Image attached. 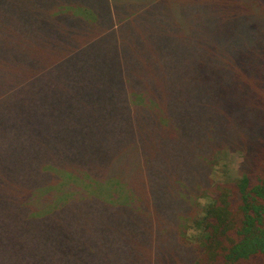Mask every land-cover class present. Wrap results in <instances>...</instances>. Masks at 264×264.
Returning a JSON list of instances; mask_svg holds the SVG:
<instances>
[{
	"label": "trees",
	"instance_id": "1",
	"mask_svg": "<svg viewBox=\"0 0 264 264\" xmlns=\"http://www.w3.org/2000/svg\"><path fill=\"white\" fill-rule=\"evenodd\" d=\"M26 1L31 13L25 12L26 6L20 10L25 21L33 23V30L41 32L44 27L48 29L58 25L71 29L67 33L69 38L66 43L50 46L57 50L72 48L64 57L53 56L50 66H45L44 60L37 61L35 74L39 73L38 69L43 71L47 67L53 70L63 67L66 73L67 62L71 58L84 59L92 45L107 41L109 51L115 55L127 105L152 114V121L157 125L158 120L164 118V125L160 121L164 127H160V136L176 139L170 140L180 144L179 155L168 168L173 178L171 195L176 203L170 208L173 217H167L165 223L163 218L166 214L158 217L148 206H139L141 197L133 194V188L128 183L142 170L149 184L152 179V168L146 165L152 155L142 144L125 146L117 154L120 160L108 165V173L106 169H103L104 172L96 171L95 178L85 170L77 169L79 172H75L54 165L45 168L56 175L44 174V177L37 178L29 201H33L40 192H54L56 199L52 206H66L89 196L99 198L103 194L97 193L96 187L105 189L111 182H116L119 185L117 193L126 196L130 204L104 207L118 219L130 214L135 217L134 221L115 223L108 232L102 227L103 230L97 231L94 236L79 232L72 238L55 242L46 264H264V0ZM205 12L216 16L212 24L205 20L201 23L199 16ZM196 18H199L198 22ZM134 22L137 24L134 30L147 35L145 43L156 45L155 60L148 54L147 73L141 75L138 71L140 80L138 78L137 83L144 84L145 88H153L155 93L152 95L157 96L151 97L149 92L132 89L121 70L124 61L131 55L125 48L120 55L121 43L127 28L132 27L130 24ZM195 26L206 28L210 34H219L220 38H213L210 43L215 45L218 41L225 46L222 75L209 79L208 89V98L210 102L216 99L219 113L211 112L209 118L205 116L203 108L205 96L197 94L204 91L192 79L194 74L200 72L193 66L203 67V63H196L194 53L187 55L193 47L187 33ZM79 37L80 41L73 42ZM6 38L0 34V51ZM104 49L100 47L98 50ZM171 62H177L178 68ZM132 75L130 78L136 79ZM164 76L163 87L153 82L158 83L160 78L164 80ZM127 84L133 90L128 96ZM14 92L16 90L0 94V112L6 106L5 100ZM178 106L188 107L191 117L202 120L199 128L192 122L189 124L193 132L188 138L183 137L185 129L181 117L173 113ZM152 109H158L160 114L153 113ZM33 111H38L37 105ZM54 113L57 112H49V122L55 121L57 116ZM36 115L25 113L29 118ZM25 116H21V119ZM7 117L8 123L19 121L15 116ZM137 118L145 123L144 115L135 116L134 121ZM21 124L11 129L17 136H30L31 139V129L25 121H21ZM136 132L139 134L137 129ZM55 137L56 132L50 133V139ZM76 146L69 145V148ZM218 151L242 153L243 162L236 180L214 185L207 180V172H211L207 157ZM58 161L62 167L70 162ZM54 179L60 180V191H50L52 188L48 186ZM202 179L212 196L202 215L194 222L198 238L195 242H189L191 240L186 236L181 215L190 203L189 197L195 199L191 190ZM187 189L189 194L183 195L181 191ZM72 191L77 195L69 194ZM26 198L20 200V206H25ZM191 219L194 221L195 217ZM20 240L14 247L11 243L9 246L4 244L0 264H43L39 256L36 260L33 258L34 244L28 242L26 237H20ZM14 248L19 255L12 253Z\"/></svg>",
	"mask_w": 264,
	"mask_h": 264
},
{
	"label": "rangeland",
	"instance_id": "2",
	"mask_svg": "<svg viewBox=\"0 0 264 264\" xmlns=\"http://www.w3.org/2000/svg\"><path fill=\"white\" fill-rule=\"evenodd\" d=\"M24 7L25 12L30 14L26 0H0V34L7 36L0 51V94L16 90L5 100L6 106L0 112V260L4 244L9 246L11 243L14 247L21 242L20 237H26L28 242L34 244L33 258L36 260L39 256L40 261L46 264L47 256L51 255L50 249L57 241L72 238L79 232L94 236L97 231L103 230L102 227L108 232L117 222L134 221L135 217L131 214L118 219L104 207L130 204L126 196L117 193L119 185L116 182H111L105 189L96 187L97 193L103 194L99 198L89 196L66 206H52L56 199L54 192H38L41 196L36 194L35 199L29 201L37 178L44 177V174L56 175L55 172L46 171L45 168L49 165L66 170L73 169L75 172H79L77 169L85 170L95 178L96 171L102 172L106 169L107 174L108 165L112 161H119L120 156L117 154L132 143L137 146L144 145L147 153L152 155L146 162L152 168V179L149 184L142 170L139 176L128 183L133 188V194L141 197L139 206H148L158 217L166 214L163 218L165 223L167 217H173L170 208L176 203L171 195L173 178L168 168L180 152V144L171 141L176 139L160 136L161 128H164L160 121L164 125L165 119L158 120L159 126L152 121V114L127 105L115 55L109 51L110 45L107 41L92 45L89 48L90 53H86L84 59L76 56L71 58L67 62L66 73L63 72V67L55 70L47 67L43 71L38 69L39 73L35 74L37 61L44 60L45 66H50L53 64V56L64 57L68 49L72 48L57 50L50 46L66 43L69 38L67 33L71 29L58 25L48 29L44 27L41 32L33 30V23H27L20 10ZM214 17L216 18L209 12L199 16L201 23L205 20L208 24H212ZM199 18H196V22ZM130 25L132 27L127 28L121 43L120 55L122 56L123 48L131 52V55L124 61V68L121 70L127 76L132 89L149 92L151 97L157 96L152 95L155 93L153 88H145L144 84L137 83L138 78L140 80L137 77L138 71L141 75L146 72L148 54L155 60L156 45L145 43L147 35L138 29L134 30L133 27L137 26L135 22ZM76 34L80 36V33ZM187 38L193 44L187 55L194 53L193 59L196 63H203V67L193 66L200 72L194 74L192 79L204 91L197 94L205 96L203 108L205 116L209 118L211 112L219 113L216 99L210 102L208 98V89L209 79L222 75L225 46L218 41L212 45L210 41L220 38V35L210 34L206 28L198 26L188 31ZM75 41H80V37L73 40ZM100 47H104V51L98 50ZM171 64L178 68L177 62ZM132 73L136 79L130 78L133 77ZM164 77L158 83L154 80L153 82L163 87L166 80V76ZM131 87L126 85L127 96L133 92ZM82 97L88 102H84ZM36 105L37 112L33 111ZM51 110L57 112L54 113L57 116L54 122H49ZM152 110L153 113L160 114L158 109ZM26 112L37 115L29 118L25 116ZM173 113L181 117L185 129L184 138H188L193 132L189 127L191 122L197 128L202 123V120H196L189 115V108L186 106L176 107ZM138 115L145 116L144 124L139 118L134 121V117ZM7 116H15L19 121L8 123ZM21 116H25L24 119ZM21 121H25L31 129V139L30 136H17L11 129L23 125ZM53 132L57 133V137L50 139V133ZM75 144L76 148H69V145L73 147ZM68 154L71 157L68 158ZM208 156L207 163L210 164L211 172H207V180L212 184L228 183L238 178L239 166L243 162L242 153L218 151ZM58 160L70 162L62 167ZM48 187L52 188L50 191H60L61 182L54 179ZM191 191L195 194V199L189 197L190 203H186L187 208L181 215V221L185 225L186 236L191 240L189 242H195L198 229L194 222L202 215L201 212L212 193L204 179ZM189 192L188 189L181 191L183 195ZM69 194L77 195L75 191ZM24 197H27L23 204L25 206H20V200ZM194 217L193 221L191 218ZM13 252L19 255L15 248Z\"/></svg>",
	"mask_w": 264,
	"mask_h": 264
}]
</instances>
